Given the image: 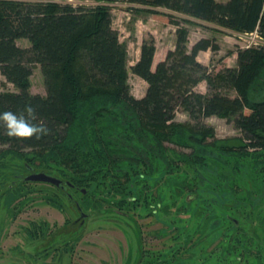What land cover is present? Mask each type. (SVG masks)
<instances>
[{"label": "trees", "instance_id": "obj_1", "mask_svg": "<svg viewBox=\"0 0 264 264\" xmlns=\"http://www.w3.org/2000/svg\"><path fill=\"white\" fill-rule=\"evenodd\" d=\"M99 1L126 3L131 6L130 11L138 7L152 9L156 19L176 27L174 49L168 51L166 58L154 70L156 41L153 36L143 40L139 60L131 71L148 87L144 97L135 98L128 83L126 46L120 40L119 31L113 27L108 6L90 8L69 3L0 0V72L18 90L0 93V111L10 109L19 112L25 103L30 102L36 107L38 118H42L51 129V134L39 140H23L8 137L0 124V167L7 157L20 161L27 159L29 154L38 155L37 160L27 159L29 172L30 169L38 172L37 168L52 170L50 162H57L66 167L64 175L70 171L66 175L70 180L66 182L72 184L74 192L86 190L87 198L88 186H93L91 180H100L105 196L119 197L113 191L119 187L114 185L121 177L118 179L110 167L102 166L107 153L104 154L101 148L100 141L103 140L99 136L97 122L104 114H113L112 120L122 128L121 141H133L129 143L131 146H134V141L140 143L134 148L139 152L138 162L142 167L148 166L151 152L162 159V164L173 162L171 158L167 161L169 156L162 141H176L177 145L183 146L186 144L184 141H204L209 134H214L203 124L205 119L214 116L232 123L247 140L246 147L256 151L264 149V97H251L264 78V47L239 48L238 67H227L215 79L209 67L198 60V54L208 50L218 52V42L202 38L189 49V29L183 25L184 20L175 18L183 15L241 34L258 30L264 35V0ZM19 40H27L30 46L20 47ZM34 65H40L45 75L46 96L33 94L30 90ZM204 81L210 89L207 94L196 90ZM224 85L233 87L237 96L232 98L215 91ZM180 111L188 114L196 125L176 123ZM142 141H154L156 144L151 150L143 147ZM22 182L30 183L24 178ZM137 187L132 183L128 188L130 192L137 193ZM21 192L20 186L8 189L9 206L21 198ZM122 197L115 203L121 209L125 202L134 207L140 199V195L132 199ZM197 198L198 195L191 193L185 201L192 204ZM74 203L76 205L79 201ZM121 209H117L116 214L128 217ZM227 220L232 225H239L231 215ZM181 246H169L161 252L160 261L146 257L143 264H188ZM196 250H193L189 261L200 264V243ZM214 258L210 257L208 263L218 264Z\"/></svg>", "mask_w": 264, "mask_h": 264}, {"label": "rangeland", "instance_id": "obj_2", "mask_svg": "<svg viewBox=\"0 0 264 264\" xmlns=\"http://www.w3.org/2000/svg\"><path fill=\"white\" fill-rule=\"evenodd\" d=\"M7 1L69 3L90 8L108 6L113 27L119 31L120 40L126 46L128 83L135 98L144 97L148 87L131 71L143 40L150 39L151 33H155L159 52H165L176 44L174 28L163 25L159 19L151 20L154 15L148 7L130 11L131 6L126 3L109 4L99 0ZM175 18L184 20L183 25L189 29V45L201 36L215 39L220 44L219 52H211L208 62L212 77L216 79L227 65L238 67L232 54L250 41L243 34L188 16L177 15ZM17 43L20 47L30 46L27 40ZM262 79L251 95L253 99L264 97ZM30 81L33 94L46 96V79L40 65L33 66ZM220 87L215 91L232 98L237 96L233 87ZM196 89L205 94L210 92L206 81ZM1 92L15 93L18 90L0 72ZM112 116H100L97 126L103 140L100 141L101 148L104 154L107 153L102 166L110 167L118 179L121 177L114 185L119 186L113 191L114 195H120L117 198L104 195L100 180H91L93 186H88L87 198L80 192L71 189L63 192L44 183L23 184L22 179L30 174L26 169L27 159L37 160L38 155L29 154L27 159L20 161L7 157L2 162L0 264H135L138 259L135 243L141 240L161 252L169 246L182 245V255L186 254L188 264L192 263L189 258L199 243L202 245L200 264H209L210 257H215L213 261L218 264H264V149L256 151L246 147L247 140L232 123L214 116L203 121L205 128L214 134H209L204 141H184L186 144L183 146L177 145L176 141H162L169 156L167 161L171 158L173 162L162 164V159L151 152L148 166L142 167L138 162L139 152L134 148L140 143L134 141V146H131L129 143L133 141H121L123 130ZM176 123L196 125L182 111L178 112ZM142 142L143 147L151 150L156 144L154 141ZM49 165L52 170L37 168V171L45 170L64 181L70 180L66 176L70 171L64 175V164L50 162ZM132 183L138 185L137 193L130 192L128 187ZM12 186H20L22 192L21 198L9 206L7 195ZM120 190L125 193H120ZM191 193L198 198L187 204L186 196ZM69 195L74 201L78 200L89 215L82 226L80 212L74 201L69 200ZM136 195H140V199L134 207L128 202L122 209L115 204L122 196L132 199ZM148 200L150 202L146 206ZM60 206L63 209H59ZM117 209L126 212L128 217L117 215ZM228 215L233 216L239 225H232L227 220ZM155 259L160 261L156 255Z\"/></svg>", "mask_w": 264, "mask_h": 264}, {"label": "clouds", "instance_id": "obj_3", "mask_svg": "<svg viewBox=\"0 0 264 264\" xmlns=\"http://www.w3.org/2000/svg\"><path fill=\"white\" fill-rule=\"evenodd\" d=\"M0 124L10 138L39 140L51 134V129L42 118H38L37 109L30 102L25 103L19 112L0 111Z\"/></svg>", "mask_w": 264, "mask_h": 264}, {"label": "water", "instance_id": "obj_4", "mask_svg": "<svg viewBox=\"0 0 264 264\" xmlns=\"http://www.w3.org/2000/svg\"><path fill=\"white\" fill-rule=\"evenodd\" d=\"M30 171H31L30 174L24 178L25 182L44 183V184L52 185L63 191H67L69 187H73L70 182L63 181L62 179L54 175H50L44 171L34 172L32 169H30ZM83 193H86V190H83ZM76 205H77V209L80 212V218L82 220L81 224L83 225V223L85 222V220L88 218L89 215L84 212V210L82 209L79 203H76Z\"/></svg>", "mask_w": 264, "mask_h": 264}, {"label": "crops", "instance_id": "obj_5", "mask_svg": "<svg viewBox=\"0 0 264 264\" xmlns=\"http://www.w3.org/2000/svg\"><path fill=\"white\" fill-rule=\"evenodd\" d=\"M153 19H151V20H153V21H155L156 20V18L153 16L152 17ZM143 24V23H142ZM162 24L163 25H167L168 27H172V28H174V32H175V35H176V27L174 26V25H171V24H168V23H165V22H162ZM151 35L154 37V39H155V41H156V48H157V50H156V54H155V58H154V64H153V69L155 70V68H156V66H157V64L159 63V62H161V61H163L165 58H166V55H167V53H168V51H170V50H173L174 49V47H172V48H168L165 52H159V45H158V38H157V36L155 35V33H151ZM202 38H209V37H205V36H201L200 38H198L192 45H189V49H191L192 47H193V45L198 41V40H200V39H202ZM219 44V43H218ZM220 45V44H219ZM211 50H208V51H201L199 54H198V60L203 64V65H205V66H209V64H208V62H209V60H210V54H211ZM219 52V51H218ZM234 52V51H233ZM213 53V52H212ZM214 53H216V52H214ZM139 57H140V54H139V56H138V59H137V61L139 60ZM232 58L234 59V61L236 60L237 62H238V60H237V53L236 52H234L233 54H232ZM230 59H231V57H230ZM228 60V59H227ZM225 62H227V61H225ZM227 67L228 68H234V67H232L231 65H227ZM197 90V89H196ZM198 92H200V91H198ZM201 93H203V94H205V92H203V91H201Z\"/></svg>", "mask_w": 264, "mask_h": 264}, {"label": "flooded vegetation", "instance_id": "obj_6", "mask_svg": "<svg viewBox=\"0 0 264 264\" xmlns=\"http://www.w3.org/2000/svg\"><path fill=\"white\" fill-rule=\"evenodd\" d=\"M70 189H74V188L70 187ZM83 194H87V193H83ZM69 197H70V199H72V197L70 195H69ZM81 226H82V224H81ZM153 236L154 235H148V237H153ZM148 246H151V245H148L147 243H143V240L135 243V248L138 252V259L135 260V264H143V261L146 257L147 258H149V257L154 258L155 255H156V257L161 256L160 250H155L154 248H150ZM152 247H153V245H152Z\"/></svg>", "mask_w": 264, "mask_h": 264}, {"label": "built area", "instance_id": "obj_7", "mask_svg": "<svg viewBox=\"0 0 264 264\" xmlns=\"http://www.w3.org/2000/svg\"><path fill=\"white\" fill-rule=\"evenodd\" d=\"M242 36L250 40L248 43H246L245 47L241 46L243 49H252L253 46H257V48L264 47V35L259 33L258 30H255L252 33L243 34Z\"/></svg>", "mask_w": 264, "mask_h": 264}]
</instances>
